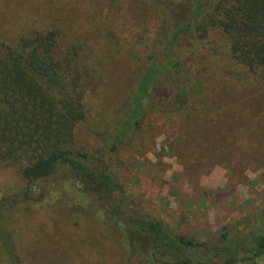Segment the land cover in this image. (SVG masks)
Here are the masks:
<instances>
[{
	"label": "trees",
	"instance_id": "trees-1",
	"mask_svg": "<svg viewBox=\"0 0 264 264\" xmlns=\"http://www.w3.org/2000/svg\"><path fill=\"white\" fill-rule=\"evenodd\" d=\"M126 1L145 2L160 17L159 24L153 37L137 38L143 45L129 43L122 52L110 33L103 36L113 54L125 56L137 68L112 112V123L100 134L93 135L84 124L92 117L89 104L98 96L107 69L100 58L102 46L80 38L69 41L54 28L24 33L26 22H19L9 38L0 24V168H13L25 184L0 199V251L7 264H22L7 222L14 211L43 202L45 195L35 187L66 169L84 193L96 197L102 212L96 220L99 233L121 253L123 264H205L197 263L195 255L208 263L234 264L240 254L255 264L264 257V234L238 237L224 228L209 244L177 235L130 201L110 162L138 138L150 116L176 118L182 134L196 127L190 118L203 100L191 90L193 80L203 78L190 75V69L184 76L181 70L198 52L216 45L218 37L228 41L231 60L246 73L264 72V0ZM62 38L68 42L63 44ZM183 58L188 64H180ZM83 132L97 135L94 153L80 144ZM205 147L215 144L208 139L200 146Z\"/></svg>",
	"mask_w": 264,
	"mask_h": 264
},
{
	"label": "rangeland",
	"instance_id": "rangeland-1",
	"mask_svg": "<svg viewBox=\"0 0 264 264\" xmlns=\"http://www.w3.org/2000/svg\"><path fill=\"white\" fill-rule=\"evenodd\" d=\"M159 18L145 2L0 0V24L9 38L19 22H26L24 33L54 28L69 41L80 38L102 46L100 58L107 69L98 96L89 104L92 117L84 124L93 135L112 123V112L137 68L125 56L113 54L103 36L110 33L122 52L129 43L143 45L139 36L153 37ZM217 44L198 52L190 64L184 58L180 62L188 64L182 75L190 69V75L204 80H193L191 90L203 100L190 118L196 127L182 134L176 118L150 116L138 138L110 162L131 202L177 235L206 244L224 228L238 237L264 234V72L246 73L231 60L228 41L218 37ZM224 87L226 93L220 89ZM93 135L83 132L79 138L90 153L99 148ZM208 139L215 147L201 149ZM24 185L13 168H0V199ZM35 190L46 199L31 210L14 211L7 222L22 264H123L121 253L99 233L96 220L102 212L96 197L81 190L75 175L60 170ZM203 257L193 259L218 264ZM0 264H7L1 251ZM234 264L252 262L240 254ZM255 264H264V257Z\"/></svg>",
	"mask_w": 264,
	"mask_h": 264
}]
</instances>
